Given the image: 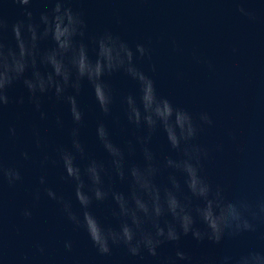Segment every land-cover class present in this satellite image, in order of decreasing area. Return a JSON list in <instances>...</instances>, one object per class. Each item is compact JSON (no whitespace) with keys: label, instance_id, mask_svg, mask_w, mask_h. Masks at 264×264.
Returning a JSON list of instances; mask_svg holds the SVG:
<instances>
[{"label":"clouds","instance_id":"obj_1","mask_svg":"<svg viewBox=\"0 0 264 264\" xmlns=\"http://www.w3.org/2000/svg\"><path fill=\"white\" fill-rule=\"evenodd\" d=\"M78 2L0 0V261L33 264L28 253L15 260L8 257L3 231L4 186L14 188L24 179L21 169L5 159V115L9 106H23L27 101L39 121H50L57 129L65 128V118L61 112L50 113L46 105L51 102L67 109L68 143L57 144L49 152L45 150L48 137L38 123L30 125V134L42 153L41 172L46 173L49 165L56 167L59 179L74 194L73 200L57 192L41 174L30 193L32 207L43 197L55 202L61 217L87 238L99 256L110 257L123 249L141 261L156 258V264H264V245L221 256H194L182 246L185 237L196 247L244 236L264 240V195H230L208 178L204 162L209 150L198 143V137L213 124L210 114L193 113L161 94L154 77L140 63L151 61L150 45L136 42L133 46L111 29L90 33L83 12L73 7ZM233 2L242 16L255 19V11L245 6L248 0ZM36 3L44 5L38 14L33 8ZM9 4L18 9L15 19L7 13ZM193 57L200 61L197 54ZM115 74L133 81L135 90L117 93L111 83ZM18 84L26 96L12 94ZM86 89L101 114L94 136L107 160L89 153L83 137L88 108L80 97ZM117 103L122 115L114 111ZM112 126L130 137L117 141ZM7 133L16 138L17 127L9 124ZM161 133L170 150L167 154L152 147L153 138ZM20 155L30 159L28 151ZM165 172L167 182H162ZM117 182L126 185V191ZM32 207L22 210L25 219L32 218ZM164 246H171L174 254L161 256ZM73 247L74 241H64L65 250L72 252ZM33 248L44 255L41 242ZM74 264L83 262L76 259Z\"/></svg>","mask_w":264,"mask_h":264},{"label":"water","instance_id":"obj_2","mask_svg":"<svg viewBox=\"0 0 264 264\" xmlns=\"http://www.w3.org/2000/svg\"><path fill=\"white\" fill-rule=\"evenodd\" d=\"M245 6L255 11V19L242 16L233 0H79L73 5L83 12L90 33L111 29L133 46L136 42L150 45L151 61L140 63L154 77L160 93L193 113L206 111L213 119V124L205 126L198 137V143L209 150L205 174L223 185L230 195L243 192L255 197L264 195V0H248ZM33 8L38 14L44 5L36 3ZM6 10L10 19L19 14L11 4L6 5ZM193 53L200 57L199 62ZM111 83L117 93L135 90V83L121 74L111 77ZM12 94L26 96V90L18 84ZM80 99L88 108V126L83 130L87 150L107 160L94 136L101 114L90 90L86 89ZM46 106L50 113L63 114L64 129L55 128L50 121H39L27 101L23 106H9L5 115V159L19 167L24 177L16 187L8 188L5 184L3 189V231L8 257L15 260L28 253L33 264H74L76 259L83 264H156V258L141 261L129 257L123 249L115 250L110 257H101L87 238L74 232L61 217L55 202L43 197L32 207L30 193L38 186L41 174L46 175L49 186L74 200L72 187L59 179V169L49 165L42 173L39 167L42 153L33 144L30 125L39 124L48 137L45 150L49 152L57 144L68 143L70 127L64 106L51 102ZM114 111L121 114L119 103ZM9 124L17 127L16 138L8 137ZM112 127L117 141L130 137V133ZM152 147L158 153L170 152L162 133L153 138ZM22 151H28L30 159L25 160L20 155ZM136 158L139 159V153ZM162 182H167V172ZM117 187L126 191V185L117 182ZM25 207H32L31 219L22 216ZM98 211L107 215L105 209ZM66 239L74 241L72 252L64 248ZM37 241L45 246L43 256L33 248ZM181 243L194 256H221L251 245H264V240L244 236L226 238L220 245L196 247L190 237H185ZM160 254L173 255L174 249L164 246Z\"/></svg>","mask_w":264,"mask_h":264}]
</instances>
